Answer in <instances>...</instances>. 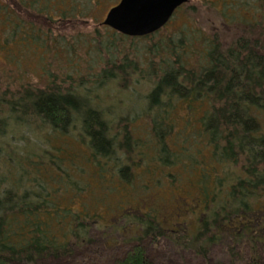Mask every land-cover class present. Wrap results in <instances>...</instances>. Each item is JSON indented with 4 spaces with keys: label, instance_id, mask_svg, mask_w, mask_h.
Segmentation results:
<instances>
[{
    "label": "trees",
    "instance_id": "16d2710c",
    "mask_svg": "<svg viewBox=\"0 0 264 264\" xmlns=\"http://www.w3.org/2000/svg\"><path fill=\"white\" fill-rule=\"evenodd\" d=\"M79 1L0 0V56L41 24L105 27ZM242 1L214 10L210 37L183 32L167 48L174 64L131 121L91 94L112 73L12 94L0 69V134L38 139L3 155L0 264H264V0Z\"/></svg>",
    "mask_w": 264,
    "mask_h": 264
},
{
    "label": "rangeland",
    "instance_id": "374dc122",
    "mask_svg": "<svg viewBox=\"0 0 264 264\" xmlns=\"http://www.w3.org/2000/svg\"><path fill=\"white\" fill-rule=\"evenodd\" d=\"M229 1L243 2L242 0ZM119 2L120 0H99L97 4L90 2L88 5L85 0H80L81 9L79 10L84 13L89 11L90 17L87 19H96L97 24L100 25L109 10ZM222 3L223 0H191L188 8L181 7L164 28L152 35L140 38L122 37L123 35L105 27H100L98 32H94L96 27L92 24L75 30L54 28L55 30L50 32L46 30V26H42L40 23L39 29L32 32L31 36H26L32 41V44H25L20 48V51L15 50L14 54L8 52V54L0 56V61L3 63L0 65V69L3 70L2 76L9 83L7 92L14 94L19 90L23 92L26 89L47 92L54 87L59 88L62 92L67 91L66 89L70 87L76 88L75 91L83 90V88L86 90L93 87L91 84L97 85L99 77H102L104 73L106 76L112 73L113 76L97 89H93L91 94L93 97L100 96L103 104L115 101L113 104H118L123 109L121 113L123 119L131 121L129 119H133L146 108L148 94L163 76L167 67L174 64L168 59L171 54L167 48H174V42L183 37V32L186 34L189 32V35L192 34L197 40L210 37L215 31L213 27L219 28V23L214 17L217 13L214 10L222 11ZM29 13L34 14L33 11H29ZM193 14L200 19L201 23L196 20ZM28 17L33 19L31 14ZM9 35L11 33H6V36ZM22 35L24 36V34ZM30 45H32L31 49H29ZM39 45L46 47L45 54L42 51L37 52L35 48ZM55 48L65 50V54L60 50L56 51ZM193 50L197 51L195 48ZM57 52L58 54H56ZM191 52L192 48L189 54L193 56L191 61L194 63L200 56ZM43 55L45 56L44 60L42 59ZM9 57L18 64L11 65ZM66 77H71V80L67 79L64 84L62 81ZM82 80L85 85L81 84ZM79 84L81 85L77 88ZM139 120L141 121H138L137 124L139 128H142L140 131L143 132L147 126L146 119ZM10 129L4 135L0 134V140L10 144L6 150H3V144H0L2 148L0 150V195L7 189L13 188V181L11 179L6 181L10 166L3 155H6V151L10 152L11 148H22L23 142H33L34 144L38 141L37 138L27 133L23 138L20 136L15 139V135ZM43 147L46 148V146ZM80 148L86 152L84 147ZM78 150L80 151V149ZM12 170L13 179L17 178V169ZM2 180L5 182L2 183ZM95 186H97L95 183L91 184L92 188ZM161 188L163 185L160 188L154 187L153 190L159 191L160 194ZM159 196V201L162 199L168 202L169 198L165 196L164 190Z\"/></svg>",
    "mask_w": 264,
    "mask_h": 264
},
{
    "label": "water",
    "instance_id": "95a60500",
    "mask_svg": "<svg viewBox=\"0 0 264 264\" xmlns=\"http://www.w3.org/2000/svg\"><path fill=\"white\" fill-rule=\"evenodd\" d=\"M189 1L120 0L109 10L102 25L126 37H146L164 28L174 13Z\"/></svg>",
    "mask_w": 264,
    "mask_h": 264
}]
</instances>
